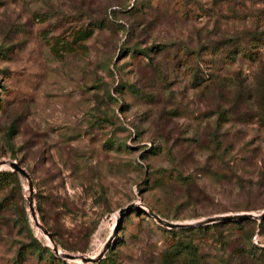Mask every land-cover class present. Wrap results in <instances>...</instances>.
Masks as SVG:
<instances>
[{"label": "rangeland", "instance_id": "obj_1", "mask_svg": "<svg viewBox=\"0 0 264 264\" xmlns=\"http://www.w3.org/2000/svg\"><path fill=\"white\" fill-rule=\"evenodd\" d=\"M263 78L264 0H0V161L32 182L0 176V264H81L35 226L38 190L59 251L92 258L131 204L261 214ZM246 219L132 210L95 264H264Z\"/></svg>", "mask_w": 264, "mask_h": 264}, {"label": "water", "instance_id": "obj_2", "mask_svg": "<svg viewBox=\"0 0 264 264\" xmlns=\"http://www.w3.org/2000/svg\"><path fill=\"white\" fill-rule=\"evenodd\" d=\"M1 168H8L12 172H17L18 174H20L23 178L26 179V181L28 183L29 191L32 192V182L30 180L29 175L27 174V172L22 167H20V165L16 161H9V160L8 161H0V169ZM28 202H29V212H30L31 218H32L35 226L42 231L44 236L47 237L55 255L60 257L63 260L72 261V262H79L81 264H88V263L95 264L103 258L104 253L108 250L112 240L114 239V237L116 236V234L118 232V229L122 223V219L126 215L130 214L132 210H137L138 212L145 213L148 217L153 219L158 225L163 226L169 230H171V229H182V228H187V227H197V226H203V225H211L214 223H220V222H224V221H237V220L246 219L249 217H251L254 220H258V221H260L264 218V211H263L261 214H259L257 216L249 215V214L222 215V216L209 218V219H206L204 221H199V222L192 223V224H174V223H170V222L162 219L161 217L156 215L152 210L146 208L145 206H143L139 203L131 204V205L119 210L118 219L116 221V225L113 229V232H112L110 238L104 244V247H103L102 251L99 253V255L95 258H92V257H89L87 255H71V254H66V253L60 252L59 249L57 248V246L55 245L54 241H53L52 235L40 224V222L37 218V215L35 213L33 204L31 202V199H29Z\"/></svg>", "mask_w": 264, "mask_h": 264}, {"label": "trees", "instance_id": "obj_3", "mask_svg": "<svg viewBox=\"0 0 264 264\" xmlns=\"http://www.w3.org/2000/svg\"><path fill=\"white\" fill-rule=\"evenodd\" d=\"M259 85L261 86L262 91L264 93V78L262 79V81H261V83ZM245 89L246 88H242L241 89L240 95H242L244 93ZM5 175L11 176V178L15 179V181L17 183H19V175L20 174H18L17 172H0V176H5ZM37 192H38V196H37V199H36L35 208H36V212H37V214L39 216V220H40L41 224L44 226V228H46V230L52 235V238H53L56 246L59 247V243H58V241L56 239L55 232H53L54 231L53 228L51 226H49V224H47V220H46V217H45L46 209H45L44 199H46V198H45V196L41 195V192H42L41 190H38ZM156 215H158V214H156ZM248 222H250L248 219H241V220H237V221H224V222L212 224V228H216L217 226H220V225H231V226L240 227L242 224L248 223ZM263 224H264V218L261 220V222L259 223V226L257 227V228L260 229V231H258V233L261 232V226H263ZM203 228H206V226L203 227ZM199 229H201V228H199ZM255 231H256V229L252 230V234L253 235H255ZM256 245L259 246V240H257ZM47 251H50V250H47ZM62 264H67V263L62 262Z\"/></svg>", "mask_w": 264, "mask_h": 264}]
</instances>
